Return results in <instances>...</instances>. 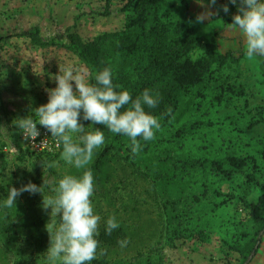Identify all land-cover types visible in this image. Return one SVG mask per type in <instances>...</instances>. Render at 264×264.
Here are the masks:
<instances>
[{
  "label": "rangeland",
  "instance_id": "obj_1",
  "mask_svg": "<svg viewBox=\"0 0 264 264\" xmlns=\"http://www.w3.org/2000/svg\"><path fill=\"white\" fill-rule=\"evenodd\" d=\"M170 1L175 4L176 16L197 35L242 59L208 78L199 89L206 93V98L197 100V95L185 98L187 108H192L183 116L185 126L202 119L204 127L195 128V132L190 128L192 134L189 132L181 140L182 144L177 145L170 138L177 127L161 126L150 141L158 165L167 167L176 161L163 163L158 153L181 158L186 154L210 157L213 152L222 151L218 146L223 148L224 140L234 143L240 153L254 155L259 169L253 181L245 180L240 173L225 179L215 177L206 168L201 172L190 170L185 186L195 191L208 182L213 190L220 192V197L214 194L200 202L169 200L165 204L148 179L138 176L134 168L124 166L121 156L110 152L106 180L112 203L106 202L95 187L94 210L109 211L139 230L125 248L109 249L108 259L118 260L120 264H243L238 250L249 243L258 246L249 264H264V228L257 235L259 224L253 220L251 208L244 205V201L257 203L264 194V56L249 59L246 45L237 43L243 36L230 25L237 10L230 0H217L215 5L205 0L203 6L197 0H187L186 5L182 0ZM124 3V0H0V141L1 148L11 147L6 162L0 161V199L7 196L10 187L20 189L29 182L42 186L45 199L53 195L52 188L66 172L62 161H53L55 167L48 169L46 162L21 153L18 128L13 121L31 115L33 109L47 103L48 91L56 87L60 70L70 68L89 81L87 67L75 54L63 45L34 44L30 33L38 28L43 40L56 38L61 44L67 40L68 30L77 31L84 39L105 31L122 30L126 24ZM224 5L229 12L223 11ZM105 7H109L107 14ZM198 15L207 18L197 22ZM228 25L230 28L225 33ZM200 54V50L194 52V56ZM73 86L75 91L74 82ZM228 88H234L235 92H222ZM221 94L223 97L219 100ZM198 101L200 105L193 104ZM19 215L44 220L42 229L46 234L24 233L19 248L9 247L0 255V264H44L50 244L47 227L51 229L54 222L58 223V216H51L50 207L44 209L43 194L39 192L21 193L16 198V209H0V223ZM259 215L264 218V202L259 207ZM166 227L177 229L181 238L174 243L171 229ZM198 232H205L207 237L199 241L195 237ZM259 237L260 241L255 244Z\"/></svg>",
  "mask_w": 264,
  "mask_h": 264
},
{
  "label": "trees",
  "instance_id": "obj_2",
  "mask_svg": "<svg viewBox=\"0 0 264 264\" xmlns=\"http://www.w3.org/2000/svg\"><path fill=\"white\" fill-rule=\"evenodd\" d=\"M124 1L122 11L126 14V24L122 30L105 31L91 39H84L77 31L68 30L66 33L67 40L59 44L56 38L43 40L40 37L39 29L35 28L36 30L30 33L31 39L34 44L63 45L85 64L89 72V82H94L91 78L97 71L108 67L113 72V84L119 86L117 90H128L133 98L145 89L158 94L159 105L150 111L158 117L162 127H177L170 134V138L177 145H181V140L187 137L189 132L192 134L190 128L194 129L195 132V128L204 127L202 119H200L201 121H194L190 127L185 126L186 123L183 121L185 111L192 110L190 107L187 108L188 104L185 98H191V95H197V100L206 98V93L199 89L205 86L208 78L230 63L239 62L242 56L236 55L233 51L223 52L216 42L197 35L191 26L176 16L175 4L170 0ZM182 3L186 5L187 0H182ZM237 12L238 8L236 14ZM104 13H109V7H105ZM185 15L187 18L190 17L189 14ZM218 17L219 15L213 16L212 19ZM223 17L224 15H221L220 18L224 20ZM199 50L202 51V54L194 56V52ZM225 91L235 92L234 88H228L222 92ZM239 91L242 93V90ZM218 97L221 100L223 95ZM193 104L198 106L201 101L193 102ZM79 122L88 130H92L94 127L100 128L104 132L105 144L96 151L90 167L93 171L95 187L108 203H112L106 180L110 152L115 156H121L125 161L124 166L134 168L138 176L148 179L151 185L155 186L159 200L164 201L165 204H168L169 200L200 202L201 200H209V196L214 194L220 197V192L213 190L210 186L211 183L208 182L203 188H195V191L185 186V183L188 184L187 174L190 170L201 172L206 168L215 174V177L225 179H230L236 173H240L244 175L245 180L253 181L254 174L259 169L258 160L254 155L242 154L237 150V146H234V143H226L224 140L221 143L223 148L218 146L222 151L213 152L210 157L186 154L181 158L158 153L159 161L163 163L167 160H176L173 161L172 165L161 166L160 168L158 165L160 163L157 161V156L153 154L150 141L141 140L140 149L133 153L130 150V140L126 136L112 134L103 125L84 120L82 112ZM205 122L206 124L209 123V121ZM17 136H19V129ZM18 143L20 144V142ZM19 149L21 153L29 154L47 164L59 159L63 163L65 173L79 174L77 170L66 165L60 159L62 148L53 154L29 153L23 150L21 144ZM262 157L264 158V151ZM6 159V154L1 152L0 161ZM263 202L264 194L259 197L257 203L248 204L244 201L245 207L251 208L250 213L253 220L259 224L257 235L264 228V218L259 215V207ZM165 212L169 213L167 209ZM98 214L101 216L99 235L97 236L99 248L97 259L92 261V264H120L118 260L109 261V249L119 247L117 242L120 240L127 239L129 243L133 236L138 233L139 227L135 229L127 221H122L115 215L120 222V228L111 234H106L104 221L113 214H109V211ZM43 222L44 220L36 217L19 215L9 218L7 222L0 223V255L4 254L3 252H6L9 247L19 248L21 245L19 241L24 233L45 235L46 232L42 229ZM170 229L172 241L175 243L181 238V235L177 229ZM189 237L192 235L186 236V238ZM195 237L201 241L207 237V234L198 232ZM260 239L259 237L255 244ZM255 249V245L249 243L242 249H237L242 257V263ZM101 251L104 254H100Z\"/></svg>",
  "mask_w": 264,
  "mask_h": 264
},
{
  "label": "clouds",
  "instance_id": "obj_3",
  "mask_svg": "<svg viewBox=\"0 0 264 264\" xmlns=\"http://www.w3.org/2000/svg\"><path fill=\"white\" fill-rule=\"evenodd\" d=\"M197 3L203 6L205 0H197ZM207 3L215 5L217 0H207ZM230 3L238 8L230 25L242 34L247 57L264 56V0H230ZM223 11L229 12L227 5L223 6ZM206 18V15H198L196 20L202 23ZM91 80L94 82L74 74L70 68L60 70L56 87L48 91L47 103L33 109L31 115L13 121L25 141H35L40 134L37 124L47 129L62 148L60 159L79 173L63 174L52 188L53 195L47 199L42 186L32 182L20 189L10 187L7 196L0 199V209H16V198L21 193L39 192L43 194L44 209L50 207L51 216L59 217V222H54L51 229L47 227L50 244L44 264H92L97 259L101 216L94 210L92 201L95 181L90 165L96 151L105 144V135L100 128L86 129L79 122L81 112L84 120L129 138L133 153L140 149L141 140L152 141L161 129L160 120L150 111L159 105L158 94L145 89L133 98L128 90H117L119 86L113 84V72L108 67L97 71ZM48 167H55V162ZM118 228L120 222L115 215L104 221L106 234ZM117 243L125 248L128 240Z\"/></svg>",
  "mask_w": 264,
  "mask_h": 264
},
{
  "label": "built area",
  "instance_id": "obj_4",
  "mask_svg": "<svg viewBox=\"0 0 264 264\" xmlns=\"http://www.w3.org/2000/svg\"><path fill=\"white\" fill-rule=\"evenodd\" d=\"M37 128L39 129L40 134L35 138V141H25L19 130V142L23 150L33 154H53L58 152L61 147H58V142L51 136V133L39 124H37ZM10 150L11 147L1 148L0 141V153L3 152L8 154Z\"/></svg>",
  "mask_w": 264,
  "mask_h": 264
},
{
  "label": "crops",
  "instance_id": "obj_5",
  "mask_svg": "<svg viewBox=\"0 0 264 264\" xmlns=\"http://www.w3.org/2000/svg\"><path fill=\"white\" fill-rule=\"evenodd\" d=\"M229 26V25H228ZM227 26V29H225V33H228V29L230 28V26L228 27ZM227 35V34H226ZM237 43H239V45L241 46V45H243V46H245L246 44H245V40H244V38H243V40L241 39V38H238L237 39ZM245 49V48H244Z\"/></svg>",
  "mask_w": 264,
  "mask_h": 264
},
{
  "label": "water",
  "instance_id": "obj_6",
  "mask_svg": "<svg viewBox=\"0 0 264 264\" xmlns=\"http://www.w3.org/2000/svg\"><path fill=\"white\" fill-rule=\"evenodd\" d=\"M260 237H261V235H260ZM257 248H258V246H256V249ZM254 254H255V250L251 253V255L247 258V260L243 264H249L251 262L253 256H254Z\"/></svg>",
  "mask_w": 264,
  "mask_h": 264
}]
</instances>
